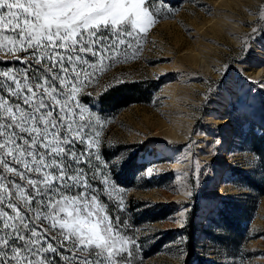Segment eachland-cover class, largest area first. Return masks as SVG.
Instances as JSON below:
<instances>
[{
	"label": "rangeland",
	"instance_id": "obj_1",
	"mask_svg": "<svg viewBox=\"0 0 264 264\" xmlns=\"http://www.w3.org/2000/svg\"><path fill=\"white\" fill-rule=\"evenodd\" d=\"M156 4L162 14L128 58L105 61L80 90L147 87L113 116L82 105L99 118L101 167L123 197L134 264H186L190 250L192 264H264V188L243 177L261 181L250 143L264 138V0ZM0 60V71L22 62L4 51Z\"/></svg>",
	"mask_w": 264,
	"mask_h": 264
},
{
	"label": "snow or ice",
	"instance_id": "obj_2",
	"mask_svg": "<svg viewBox=\"0 0 264 264\" xmlns=\"http://www.w3.org/2000/svg\"><path fill=\"white\" fill-rule=\"evenodd\" d=\"M161 14L156 0H0V51L25 65L0 71V264H134L99 118L77 96Z\"/></svg>",
	"mask_w": 264,
	"mask_h": 264
},
{
	"label": "trees",
	"instance_id": "obj_3",
	"mask_svg": "<svg viewBox=\"0 0 264 264\" xmlns=\"http://www.w3.org/2000/svg\"><path fill=\"white\" fill-rule=\"evenodd\" d=\"M11 60H9V67H11L13 70L16 69H22L25 67L23 62H18L17 64H14V67L12 66V63H10ZM3 62L0 60V67ZM92 87H85V90L79 93L77 98H79V104L89 105L90 109L97 115L102 116L103 115H116L119 113L125 106L132 102L141 101V95L143 94V91L147 89V87L143 86L140 81H122L117 82L115 84H111L100 91L93 90ZM94 123V122H93ZM95 124V123H94ZM251 148L254 152L256 158H257V170L260 173L261 181L258 183H253L251 180H249V176L243 175L245 180L248 182V185L256 188V189H263L264 188V138H254L251 140ZM98 154L101 156V161H106V148L100 147L98 149ZM94 184H98L97 182H94ZM106 203H108L112 209L113 214L118 215L119 210L117 208V205L109 202L106 198ZM197 214L192 213L190 216L189 222L187 224V233L190 239L194 236V224L196 220ZM122 221L124 218H121ZM124 224V223H123ZM193 250H190L187 262L186 264H192L193 261L200 260V257L194 255ZM200 264V263H199Z\"/></svg>",
	"mask_w": 264,
	"mask_h": 264
}]
</instances>
